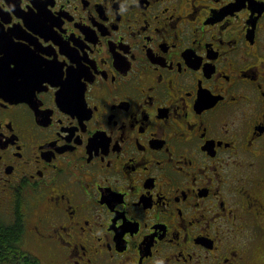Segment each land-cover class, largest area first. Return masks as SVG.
Here are the masks:
<instances>
[{"label": "flooded vegetation", "instance_id": "af4514ba", "mask_svg": "<svg viewBox=\"0 0 264 264\" xmlns=\"http://www.w3.org/2000/svg\"><path fill=\"white\" fill-rule=\"evenodd\" d=\"M56 264H264V0H0V218Z\"/></svg>", "mask_w": 264, "mask_h": 264}, {"label": "trees", "instance_id": "16d2710c", "mask_svg": "<svg viewBox=\"0 0 264 264\" xmlns=\"http://www.w3.org/2000/svg\"><path fill=\"white\" fill-rule=\"evenodd\" d=\"M21 219L0 218V264H39V258L24 247L26 225Z\"/></svg>", "mask_w": 264, "mask_h": 264}, {"label": "rangeland", "instance_id": "374dc122", "mask_svg": "<svg viewBox=\"0 0 264 264\" xmlns=\"http://www.w3.org/2000/svg\"><path fill=\"white\" fill-rule=\"evenodd\" d=\"M24 247L29 249L33 255L39 258V264H56L54 260L46 255V252L41 246L35 245L34 243H26Z\"/></svg>", "mask_w": 264, "mask_h": 264}]
</instances>
